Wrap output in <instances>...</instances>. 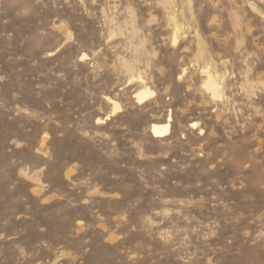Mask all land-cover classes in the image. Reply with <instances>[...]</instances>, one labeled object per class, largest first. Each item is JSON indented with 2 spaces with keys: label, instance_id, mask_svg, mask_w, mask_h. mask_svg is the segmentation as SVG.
<instances>
[{
  "label": "rangeland",
  "instance_id": "374dc122",
  "mask_svg": "<svg viewBox=\"0 0 264 264\" xmlns=\"http://www.w3.org/2000/svg\"><path fill=\"white\" fill-rule=\"evenodd\" d=\"M0 264H264V0H0Z\"/></svg>",
  "mask_w": 264,
  "mask_h": 264
},
{
  "label": "bare ground",
  "instance_id": "6f19581e",
  "mask_svg": "<svg viewBox=\"0 0 264 264\" xmlns=\"http://www.w3.org/2000/svg\"><path fill=\"white\" fill-rule=\"evenodd\" d=\"M204 87L211 94L213 98L216 99L221 97L219 85L215 80V78L209 72H207V78L204 82ZM153 96H154V92L149 88L140 89L136 93V99L138 103H144ZM120 109H121L120 104L117 101L116 102L113 101L112 116L115 115L117 112H119ZM109 117L110 116H108L107 118ZM171 121H172V117L171 115H169L167 121L164 124H153L151 127L152 134L155 137H159V138L168 136L170 133ZM193 126H196V123H194Z\"/></svg>",
  "mask_w": 264,
  "mask_h": 264
}]
</instances>
